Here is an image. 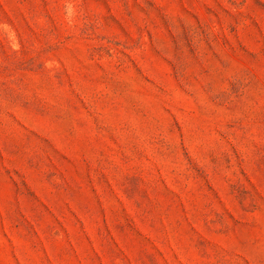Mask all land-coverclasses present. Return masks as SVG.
Segmentation results:
<instances>
[{"label":"rangeland","instance_id":"rangeland-1","mask_svg":"<svg viewBox=\"0 0 264 264\" xmlns=\"http://www.w3.org/2000/svg\"><path fill=\"white\" fill-rule=\"evenodd\" d=\"M0 264H264V0H0Z\"/></svg>","mask_w":264,"mask_h":264}]
</instances>
